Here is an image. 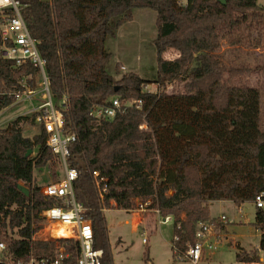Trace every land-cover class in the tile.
<instances>
[{
	"label": "trees",
	"instance_id": "trees-1",
	"mask_svg": "<svg viewBox=\"0 0 264 264\" xmlns=\"http://www.w3.org/2000/svg\"><path fill=\"white\" fill-rule=\"evenodd\" d=\"M20 1L47 62L52 98L64 116L62 133L76 138L67 162L77 171L74 195L92 225L95 248L103 251L102 264H114L105 217L112 200L117 209L126 211L135 208L136 200H151L152 208L181 222L184 236L193 240L195 225L210 218L209 202L233 201L240 206L257 194L264 198L259 110L251 111L253 117L241 125L250 131L244 138L229 131L211 133L200 117L196 124L169 127L176 146L167 158L160 127L153 122L163 102L180 99L178 104L185 105L201 91L250 90L242 77L260 66L238 63L233 57L225 60L223 43L236 55L264 48V7L257 0H225V5L218 0H187L186 4L182 0ZM136 9L156 13V72L151 80L136 75L117 80L107 69L112 55L106 42L117 38L118 29L133 20ZM170 49L179 53L174 60L162 57ZM37 75L29 64L15 66L0 55V111L15 103L16 94L27 87L35 90ZM178 82L184 83L186 92L168 95L165 87ZM151 85L162 92H152ZM112 98L132 105L112 120L90 116L92 108ZM29 121L36 124V114L19 116L0 128V240L15 259L48 258L64 242L33 236L34 227L44 223L41 213L61 204L43 196L41 186L34 184V169L62 165L42 128L32 139L23 136L22 125ZM30 149L35 155L26 156ZM53 171L56 182L60 181ZM93 171L108 180L109 192L103 199ZM20 183L29 190L28 196L17 188ZM254 226L264 252V209L256 208Z\"/></svg>",
	"mask_w": 264,
	"mask_h": 264
},
{
	"label": "rangeland",
	"instance_id": "rangeland-1",
	"mask_svg": "<svg viewBox=\"0 0 264 264\" xmlns=\"http://www.w3.org/2000/svg\"><path fill=\"white\" fill-rule=\"evenodd\" d=\"M186 2L187 0H182V3L186 4ZM257 2L264 7V0H257ZM156 37V13L148 9H136L133 20L118 29L117 38L108 39L106 42V48L112 55L107 67L109 73L117 80L128 75L151 80L157 68L154 44ZM223 54L225 60L233 57L238 63L260 66V70L252 75L242 77L241 82L250 90L226 93L201 91L197 97L187 100L185 105L178 104L180 99L163 102L157 109L153 122L160 127L159 135L166 158L176 146L173 134L169 133V127L184 126L191 121L196 124L199 117L201 123L209 126L211 133L229 131L237 138H244L249 136L250 131L243 129L241 125L253 117L251 111L259 110L261 112L260 129L264 131V48L245 49L236 55L234 50L229 49L224 42ZM178 55L176 50L170 49L164 52L162 57L166 60H174ZM35 81L37 83L35 90H38V75ZM150 90L162 92L156 85H151ZM165 92L168 95L183 94L186 89L184 83L178 82L167 85ZM40 96V94L36 95L33 102L16 101L1 110L0 128L19 116L32 115L33 107L39 103L36 99H40ZM22 128L23 136L29 139L41 131L39 125L33 124L32 121L24 123ZM191 128L193 133L194 129ZM35 153L36 151L32 155ZM53 170L58 172L60 179L63 177V169L58 163L52 168H36L33 173L34 184L42 187L55 183L58 177H54ZM255 214L256 207L252 201H246L240 206L233 201L210 202L208 221L218 223L222 216H225L227 221L219 223L215 229L218 235L217 250L207 252L198 264H264V252L259 249L260 232L254 226ZM105 217L109 228V240L113 247L114 264H193L173 256L171 248L173 226L160 228L155 223L150 227L140 225L141 227L135 232L129 213L112 208L105 211ZM126 221L129 222L126 224ZM144 229L147 231V244L142 241ZM120 237L123 242L117 244Z\"/></svg>",
	"mask_w": 264,
	"mask_h": 264
},
{
	"label": "built area",
	"instance_id": "built-area-1",
	"mask_svg": "<svg viewBox=\"0 0 264 264\" xmlns=\"http://www.w3.org/2000/svg\"><path fill=\"white\" fill-rule=\"evenodd\" d=\"M25 5L20 0H0V55L3 59L12 62L15 66L29 64L38 70L39 89L26 88L22 93L16 94L17 102L35 100L40 94L39 103L33 107L36 114V123L47 134V145L55 156L61 161L63 177L60 181L49 183L41 187V193L46 198L58 199L61 204L44 210L41 213L43 222L34 227V238L38 240H64L57 244L53 255L44 257L15 259L7 252L6 244L0 240V263L5 264H102L103 251L94 246V233L90 222L86 219V210L74 195L73 182L77 178V171L69 167L67 159L70 155L69 147L76 141L74 135H64V116L55 106L50 91V81L46 73L47 62L39 50V40L30 32L23 17ZM1 94V93H0ZM66 103L63 99L62 104ZM132 102L122 103L118 98H112L108 104L96 106L91 109L90 116L95 119L112 120L125 106ZM141 102L137 103V108ZM143 129H147L144 125ZM101 199L109 192L108 180L98 171H93ZM256 208L264 209L263 194H257L252 201ZM112 208L116 203L110 201ZM126 211V210H125ZM136 213L140 221L151 214L157 227L173 226L174 235L171 248L174 257L180 260L198 264L207 252L217 250L218 235L215 232L219 223H225L227 218L222 216L218 223L212 221L199 222L195 225L193 240L184 235L181 222H177L172 215H162L157 208H152L151 200L141 202L136 200L135 208L127 211ZM145 215V217H143ZM143 217V218H142ZM64 234H59V231ZM147 231L144 229L142 241L147 244ZM37 235L39 237H37Z\"/></svg>",
	"mask_w": 264,
	"mask_h": 264
},
{
	"label": "crops",
	"instance_id": "crops-1",
	"mask_svg": "<svg viewBox=\"0 0 264 264\" xmlns=\"http://www.w3.org/2000/svg\"><path fill=\"white\" fill-rule=\"evenodd\" d=\"M218 202H221V201H218ZM209 204L210 202L208 203V207H209ZM117 209V208H116ZM122 211H125V210H122ZM126 213H129L127 211H125ZM131 215V225H132V228H133V231H137L138 228H140L141 226H147V227H150L154 222H153V217L152 215H145L143 217H145L143 219V221L139 222L140 221V217L136 216V213H129ZM142 217V218H143ZM129 221H126V224L128 223ZM141 225V226H140ZM123 240L121 239V237L118 239L117 241V244L119 243H122Z\"/></svg>",
	"mask_w": 264,
	"mask_h": 264
},
{
	"label": "water",
	"instance_id": "water-1",
	"mask_svg": "<svg viewBox=\"0 0 264 264\" xmlns=\"http://www.w3.org/2000/svg\"><path fill=\"white\" fill-rule=\"evenodd\" d=\"M42 1H43V2H48L49 0H42ZM218 1H219L222 5H225V3H226L225 0H218ZM32 153H33V151L30 149V150H28L26 156H29V155H31ZM17 188H18L22 193H24L26 196L29 195V190H28L23 184H22V185H21V183L18 184Z\"/></svg>",
	"mask_w": 264,
	"mask_h": 264
},
{
	"label": "bare ground",
	"instance_id": "bare-ground-1",
	"mask_svg": "<svg viewBox=\"0 0 264 264\" xmlns=\"http://www.w3.org/2000/svg\"><path fill=\"white\" fill-rule=\"evenodd\" d=\"M63 232H64L63 230H62V231H59V234H60V235H61V234H64Z\"/></svg>",
	"mask_w": 264,
	"mask_h": 264
}]
</instances>
